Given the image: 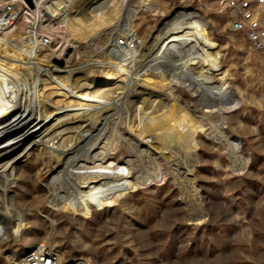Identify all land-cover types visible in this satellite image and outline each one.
<instances>
[{
  "label": "rangeland",
  "instance_id": "obj_1",
  "mask_svg": "<svg viewBox=\"0 0 264 264\" xmlns=\"http://www.w3.org/2000/svg\"><path fill=\"white\" fill-rule=\"evenodd\" d=\"M142 1L127 0L119 25L125 33L134 30L146 47L165 45L166 64L145 66L138 84L159 94L174 89L175 103L185 112L171 120H184L194 130L196 171L191 172L186 150L175 148L168 156L152 143L163 152L157 164L140 152L116 105L108 107L103 145L95 148L105 163L93 168L83 151L89 142L65 146L67 138L77 141L73 129L85 122L56 110L68 99L54 84L44 83L46 104L38 94L32 99L38 115L46 106L49 118L38 126L27 120L24 126L31 133L50 124L63 131L54 147L64 144L60 169L65 173L46 159L38 161L40 143L18 154L9 197L0 191V264L23 258L24 236L32 245L54 241L50 250L62 264H264V52L250 48L245 32L231 30L233 1L239 0H158L163 14L149 12ZM240 1L247 3L248 23L264 37V4ZM10 3L0 0V9ZM0 52V59L16 64L18 59ZM71 52L54 62L60 68L67 62L82 67L85 46L74 59ZM102 129L99 125L97 131ZM17 209L26 213V226L15 235Z\"/></svg>",
  "mask_w": 264,
  "mask_h": 264
},
{
  "label": "bare ground",
  "instance_id": "obj_2",
  "mask_svg": "<svg viewBox=\"0 0 264 264\" xmlns=\"http://www.w3.org/2000/svg\"><path fill=\"white\" fill-rule=\"evenodd\" d=\"M127 4V0H11L10 4L0 9V51L18 59L13 60L16 64L0 59V146H7L0 152L2 158L5 157L0 159V191L6 198L7 186L20 162L18 154L25 149L30 153L39 143L43 149L38 151V161L46 159L56 171L65 173L64 169H60L64 144L62 148L54 147L60 142H55L56 139H63V131L50 124L31 133L24 126L27 120H31L32 124L36 122L38 126L42 124V119L49 118L46 106H43L44 112L38 115L32 99L38 94L46 104L44 85L47 83L54 84L58 93L68 99L65 107L57 106L56 110L64 111L66 119L71 117L85 122L82 127L73 129L77 141L67 138L65 146L72 143L78 147L85 141L89 142L90 146L83 151L93 168H100L105 163V156H99L95 148L99 142L103 145L107 111L110 106L116 105L123 110L127 131L140 152H148V157H153L157 164L158 158L164 157L160 149L151 146L152 143L163 146L168 156L176 154L175 148L186 150L185 159L192 164L191 172H194V163L199 162L194 130L184 120L177 123L171 120L176 114L185 112L184 107L175 103L174 89H162L164 93L159 94L138 84L140 70L145 66L156 68L166 64L163 59L165 45L155 42L146 47L134 30L125 33L119 20ZM142 4L149 12L164 13L158 0H143ZM21 20L23 24L19 26ZM106 29L109 32L103 34ZM56 38L58 42L52 48ZM45 39L48 44H44ZM92 40H95L94 44L90 43ZM83 46L86 58L82 67L71 66L67 62L66 67L60 68L54 62L58 56L70 54L71 50V58L74 59ZM47 51L49 54H46ZM119 91L122 95L118 94V98H113L108 104ZM74 101L76 105H72ZM99 125L103 128L101 131H97ZM183 128L188 134H182ZM85 131H88V137L87 134L84 136ZM146 173L150 174L151 170ZM194 189L197 190L196 187ZM13 211L10 213H13L16 235L26 226V213L18 209ZM2 229L0 224V236ZM22 241L28 247L17 264L27 262L31 257H39L41 264H62V258L59 255L54 257L50 250L54 241L32 245L33 242L25 236Z\"/></svg>",
  "mask_w": 264,
  "mask_h": 264
},
{
  "label": "built area",
  "instance_id": "obj_3",
  "mask_svg": "<svg viewBox=\"0 0 264 264\" xmlns=\"http://www.w3.org/2000/svg\"><path fill=\"white\" fill-rule=\"evenodd\" d=\"M260 5L264 4V0H258ZM235 7V18L232 22L231 30L233 32H245L250 48L257 53L264 52V37L263 34L257 29L256 24H249L247 17L249 14L246 11L247 3L233 1ZM21 264H41L39 257H34Z\"/></svg>",
  "mask_w": 264,
  "mask_h": 264
}]
</instances>
